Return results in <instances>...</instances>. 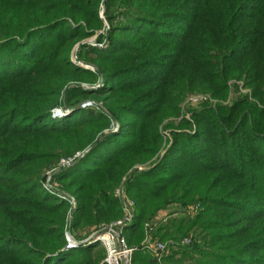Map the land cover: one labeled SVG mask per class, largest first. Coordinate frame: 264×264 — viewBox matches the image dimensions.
I'll return each instance as SVG.
<instances>
[{
	"label": "trees",
	"instance_id": "16d2710c",
	"mask_svg": "<svg viewBox=\"0 0 264 264\" xmlns=\"http://www.w3.org/2000/svg\"><path fill=\"white\" fill-rule=\"evenodd\" d=\"M99 10L103 46L76 51L98 87L66 88L93 77L69 52L103 27ZM230 81L255 101L221 104ZM194 92L220 103L192 108L180 122L191 129L168 124L161 148V123ZM86 97L105 112L80 107ZM56 106L71 111L51 119ZM76 150L50 177L76 198L71 229L119 216L112 190L135 166L123 181L134 202L127 243L165 240L169 264H264V0H0V264H103L98 242L63 248L66 206L38 182ZM194 204L143 228L167 206ZM147 252L133 251L132 264H157Z\"/></svg>",
	"mask_w": 264,
	"mask_h": 264
},
{
	"label": "rangeland",
	"instance_id": "374dc122",
	"mask_svg": "<svg viewBox=\"0 0 264 264\" xmlns=\"http://www.w3.org/2000/svg\"><path fill=\"white\" fill-rule=\"evenodd\" d=\"M97 7H98V9L102 8L101 4H99ZM98 15L101 18L103 27L98 29V30H96V31H94L91 35H88L87 37L83 38L80 42L75 43L72 46V48H71V50L69 52V60L72 63H74V65L77 66V67L89 70L91 72V74L93 75V77L91 75H87V74L80 75L79 79H81V80L67 82L66 85H65L66 88L72 87V86H79L80 88H85V89H92V88L98 87V82L100 80H99V78H96V76L94 74L95 71H96V67L94 65L90 64V63L83 62L82 60H79L76 57V51H77V48L79 46V43L80 44L90 45V46H95V47H98V48H101L103 46V44L105 42L104 38L99 40L97 35L100 34V36H103L101 34H103L105 32V30L108 28V26H107V23L105 22V20L103 18L101 10H99ZM244 94L248 95V97H249L248 99H249L250 102L253 103L255 101V99L253 97H250V92H249L248 87L243 86L241 81H230V82H228V89H227L226 98L223 101H221V104L227 105L236 96L239 97V96H242ZM194 98H196V101L193 100ZM85 103H88V104L85 105ZM217 103H220V101H217L216 99L212 98L206 92H203V93L202 92L188 93L185 96H183L182 99L179 102L177 115L174 116L173 118H169L167 120H164L161 123V125H160V144H161V148L162 147L164 148L168 144V141H169V138H170V133H169L170 129H169V125L168 124H171L173 126V128H180V129H183V130L191 129L192 126H190V125L192 124V121L189 123V125L180 126V122L181 121L184 124L185 121L187 122L188 120L189 121L191 120V118H190L191 114L189 113V111L192 108H197L198 106H200L202 104H206L208 106H212L213 107ZM255 103L257 105H259L258 102H255ZM79 106L82 107V108H88V109H91V110H101V111L105 112V108L103 107L102 102L100 100H95L92 97H86V98H83L82 100H80ZM54 109H58L59 110V113H61L60 114L61 117L66 115L64 112H66V113L68 112L69 113L71 111L69 108H66V107H63V106L53 107L50 110V113H49V116H50L51 119H59V118H61V117H58L57 115L53 114L52 110H54ZM63 114H65V115H63ZM114 123H115L114 121H111L109 127L106 128V129H108V130L112 129L115 126ZM87 148H88V146H87ZM84 149H86V147ZM81 151L82 150H76L75 152H73L72 154L67 155V156L74 157L78 153H80ZM63 157H66V156H63ZM59 158H61V157H59ZM58 160L59 159H57V161L52 165L51 168L42 171L40 179H39L38 182H39V185H40L41 189L44 190L47 193H48V190H45L44 186L47 185V184H50L51 190H52V192H54V194H55L54 196H55V198H57V201L63 202L65 204V206H66L65 213H64V218H63V225H62L63 240H64V233L68 231L73 239H75L77 241L78 240L80 241L76 246H73L71 248H66L65 247V240H64V244H63L64 247L63 248H65V249H74L79 244H82V243L86 246V245H88V244H90L92 242H97V241H92V237H93V236L91 237L92 233L94 231L103 230L102 226H104L105 224L106 225L109 224L110 222H112L113 220L118 218L119 216H117L114 219H111V220H109L107 222H103V223H100L99 225H95V226H90L88 228L71 229L69 223H71V219L70 218H71L72 211L74 210L75 207H73L71 209L70 206H69V203L67 202V200L59 198L56 194H60L61 196L65 197V198H67V197L69 198L71 196V197L74 198L75 204H76V198H75L74 194H72L70 190L65 189L59 182H57L55 180H52V179L49 178L48 183L46 182V176H47L48 172L50 171L49 175H51L56 170H58V169H56V170L52 171V169L57 165ZM141 165L144 166L145 164H141ZM131 168L135 169V166L130 167L129 169H127V171L123 174V176L120 178L118 183L113 187V190H112L113 195H114V190L116 188H118L119 186H122L123 189H124L123 181H124V179L126 177H128ZM125 193H126V191H125ZM126 196L128 198H130L127 193H126ZM183 208L179 209V207L176 206V205L167 206L163 210L158 211L155 214V216H153L150 220L146 221L143 224V228H146L145 226H147V224L148 225H152L155 222L156 223L157 222L158 223L159 222H164V220L168 217L167 213L168 214L171 213V217H178V216H184V215H192L196 211V210H194V211H191V212H186V211H183ZM174 210H179V211L173 212ZM136 235H137L136 233L132 235V239H131V241L129 243L126 242L128 246L134 248L133 251L142 249V248H140V246H141V244H142V242L144 240V235H143V237L141 239L139 237L136 238ZM123 236H124V234H123ZM124 238H125V236H124ZM164 241L165 240H163L161 242L165 243ZM99 248L101 249V251L103 253L102 257L104 258V249L100 245H99ZM172 250H175V249H172ZM169 253H170V249L169 248L167 249V246H166L165 252H163L161 254V258L158 261H156L157 264H169V262L165 259L168 256ZM146 254H149L151 257L155 258L154 255L151 252H147ZM103 258H102L101 262L103 261Z\"/></svg>",
	"mask_w": 264,
	"mask_h": 264
},
{
	"label": "built area",
	"instance_id": "2783aa9c",
	"mask_svg": "<svg viewBox=\"0 0 264 264\" xmlns=\"http://www.w3.org/2000/svg\"><path fill=\"white\" fill-rule=\"evenodd\" d=\"M196 101V98L193 99ZM88 103H85L87 105ZM53 113H58V109L52 110ZM117 128V124L110 129L115 130ZM84 151L78 153L76 156H66L59 158L57 165L52 169H65L70 167L76 159L80 158L83 155ZM141 166H138L136 169H141ZM50 172V171H49ZM49 172L46 176V182L48 183ZM45 190L50 191L54 194L51 190L50 184L44 186ZM55 195V194H54ZM59 198L66 199L69 203L70 208L72 209L75 207V200L73 197H63L60 194H56ZM114 197L117 199L120 209V215L118 218L110 222L109 224H105L102 226L103 230L94 231L91 235L92 241H97L98 244L104 249V258L103 264H132V253L134 248L127 245L126 240L123 236L124 228L129 224L134 215V202L131 198L126 196V193L122 186H119L114 190ZM198 207L197 204L189 205L183 208V211L191 212L196 210ZM147 229L151 227V225L145 226ZM64 240H65V247L71 248L76 246L80 241L75 240L71 237L70 233L67 231L64 233ZM188 239L183 237L179 240L180 244H186ZM145 247L146 249L150 250V252L154 255L155 260L158 261L161 258V254L165 252L166 245L161 241H153L150 240L146 235L144 236V240L140 246V248Z\"/></svg>",
	"mask_w": 264,
	"mask_h": 264
}]
</instances>
